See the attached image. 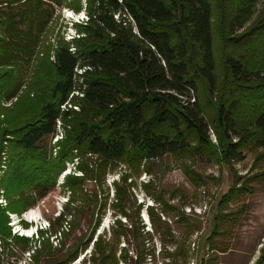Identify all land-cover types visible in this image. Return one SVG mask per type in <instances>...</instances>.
<instances>
[{"label": "trees", "instance_id": "trees-1", "mask_svg": "<svg viewBox=\"0 0 264 264\" xmlns=\"http://www.w3.org/2000/svg\"><path fill=\"white\" fill-rule=\"evenodd\" d=\"M63 9L84 11L85 21L72 24L77 36L66 41L58 34L53 44L49 23ZM73 90L83 94L72 100L78 111H61ZM57 120L63 138L48 146ZM252 151L255 161L264 159V0H0V171L6 156L0 193L7 209L25 212L55 188L67 164L74 168L61 183L64 210L46 236L40 232L33 264L61 251L84 212L92 216L88 237L62 260L43 264H72L89 246L81 264H158L146 246L154 236L162 264H190V240L201 221L171 203L178 189L166 199L149 181L142 190L154 205L146 209L151 231H145L139 206L132 210L128 201L131 178L170 157L196 190L209 177L195 163L234 172ZM116 172L108 203L105 181ZM233 181L192 264H221L230 252L224 237L244 206L227 208L252 194L248 181L237 175ZM108 209L109 232L96 234ZM7 222L0 209L4 237ZM179 225L184 232L177 235ZM14 239L24 249L30 243ZM259 245L253 264H264V241Z\"/></svg>", "mask_w": 264, "mask_h": 264}, {"label": "rangeland", "instance_id": "rangeland-1", "mask_svg": "<svg viewBox=\"0 0 264 264\" xmlns=\"http://www.w3.org/2000/svg\"><path fill=\"white\" fill-rule=\"evenodd\" d=\"M67 11L68 13H66ZM82 13H84V11H81L80 13H74L68 9L59 10V12L57 11L54 15V18L52 19V22L49 23V27L53 28V33L51 35L52 40L50 39V42L54 44L53 40L58 34L63 36L64 39H67L70 36H77L75 33V28L72 27V24H76L74 20L78 18L80 14L82 15ZM82 21H85V17ZM82 21L79 19L78 22L83 23ZM38 55L41 54L39 53ZM9 101L11 105L15 99H11ZM5 103L2 104L3 107H10L5 106ZM46 143L48 146L53 147V137H47ZM54 151L55 150L52 149L53 155L55 154ZM257 152L258 151L248 152L246 158L243 161L235 163L233 165L234 172H230V170L224 166L219 168L213 164L208 165L202 162L195 163L193 168L204 177H209V179L206 178L204 180L205 184L196 190L190 185V183H188L187 179L180 170L178 163L173 161L170 157H164L162 159L150 162L148 164L150 173L143 172L139 177L131 178L132 187L130 190L132 192V196H130L128 199L129 204L132 210H135L137 206H139V218L145 225V231H151L150 221L146 209L147 207L153 206L154 203L152 199L143 192L142 185L148 184L149 181H152L151 187L153 190H162L166 199L169 198L172 191L178 189L180 193L175 195L171 203L181 207L185 213L191 214L193 217L198 218L201 221L200 229L195 232L190 240L191 253L193 256L190 264H192V262L196 263V259L199 257L198 253H196V247H199L203 240L211 233L213 217L216 214L217 202L219 201L220 197L224 195L230 187L233 186V177L234 175H237L238 177L242 178L243 182H249L248 184L252 189V194H245L239 199V201L229 205L227 208V211H229L244 206L243 214L239 217L238 223L234 227L230 226L233 229L232 235L224 237V240L230 244V252L224 256H221V261L229 264H252L259 254V242L261 243L264 241V159L255 161ZM5 158L6 156H3L2 158L3 165H1L0 176L3 174V171H5ZM70 171H74V168L72 167V164L69 163L66 165V170L60 175L55 188L48 192L41 200L37 202V204L26 210L33 211L34 221L29 223L28 221L22 219V224L20 225L22 226L23 230H30L35 227L40 229L39 226H43V223H45L46 229L38 230L39 232L37 238L40 239V232H43L44 236H46L47 231L51 226L50 222H54L55 219L58 218L59 214L64 210L68 193L66 189L61 187V183L63 182V177L68 175ZM118 175L119 174L116 172L108 175L106 178L105 185L108 188L109 195L108 203H110L114 195L112 181L117 180ZM253 176L257 177L255 180L249 181L253 178ZM128 183H130V180H128ZM86 188L87 190H93L94 186L91 183H87ZM181 194H183V196H181ZM182 197H185V199ZM182 200H185L188 204L185 206L181 205L180 203ZM6 204L8 205L7 200ZM7 205L5 207L0 206V209L4 211L5 215L7 212H11L7 209ZM158 209L159 208L156 210L157 212ZM189 210L190 212H188ZM197 211L199 213H197ZM11 214L20 216L22 213L19 214L13 212ZM37 216L38 218H36ZM112 220V211L108 209L101 219V223L98 230L96 231V234L108 233L109 227L112 224ZM91 221V213L84 212L83 214L78 215L76 218L77 224L67 239L64 240L65 245L61 251L56 253L53 258L44 256L42 258L41 264L47 261L54 263L56 260H62L67 255L66 253H68L67 250L69 248H75L81 239L88 237L90 231L89 224ZM122 221L124 220L122 219ZM66 228L67 225L64 223L62 230L67 231ZM173 228L175 229L177 235L184 232L182 225L177 227L173 226ZM57 236L59 240V234H57ZM14 238L11 237V235L4 237L0 234V239L4 243L5 252L1 258L3 262H10L14 264L12 259L15 260L14 262L21 260L25 251H27L29 248L34 250V245L37 241L35 237L32 239L28 238L30 243L28 244V247L24 249L22 247L23 245L17 243ZM50 241L52 242L53 240L50 239ZM147 242L148 241H146V243ZM37 244L38 243H36V245ZM124 245L125 244L123 241H121L119 248L123 247ZM146 246L154 248L155 261L158 262V264H162L163 260L161 256L158 255V252L161 249L158 237L154 236L152 240L146 244ZM89 248L85 252L79 254L77 260L72 264H81V260L83 259L84 255L89 253ZM147 261L145 264L150 263ZM30 264L33 263L31 262ZM118 264L124 263L123 261L119 260Z\"/></svg>", "mask_w": 264, "mask_h": 264}, {"label": "built area", "instance_id": "built-area-1", "mask_svg": "<svg viewBox=\"0 0 264 264\" xmlns=\"http://www.w3.org/2000/svg\"><path fill=\"white\" fill-rule=\"evenodd\" d=\"M68 13V11L66 12ZM70 14V13H69ZM71 16V15H69ZM116 18V16H115ZM73 37H69L67 39H65L66 41H70ZM82 72L81 69L77 70V73L80 74ZM83 94L81 93V91L79 90H73L67 100L60 106V110L61 111H66L68 109H72L74 111H78V106L72 103V100L74 98H82ZM5 103V102H4ZM5 106H10V101L8 103H5ZM53 143L56 144L57 142H59L62 138H63V128H62V124L60 122V120L56 121V131L53 134ZM6 204V200L4 199L2 192L0 193V206L5 207ZM190 212V210L188 211ZM197 213H199L197 211ZM8 215V222H7V226L9 227V229L11 230L10 235L11 237H27L29 239H32L33 237H35L37 239L38 237V230H43L46 229V225L45 223H43V226H39L40 229H38L37 227L30 229V230H23L22 226L20 224H22V219L28 221L29 223L34 221V213L32 210L26 211L24 213H22L20 216H17L15 214H11L9 212H7ZM38 218V216L36 217ZM35 218V220H36ZM33 251L32 249H28L27 251H25L23 253V257L21 260H18L16 262H14L15 260L12 259V262L14 264H30L32 262V255H33ZM4 243L2 242V240L0 239V263L1 264H12L10 262H3L1 260L2 256L4 255Z\"/></svg>", "mask_w": 264, "mask_h": 264}, {"label": "clouds", "instance_id": "clouds-1", "mask_svg": "<svg viewBox=\"0 0 264 264\" xmlns=\"http://www.w3.org/2000/svg\"><path fill=\"white\" fill-rule=\"evenodd\" d=\"M85 14L84 13H82V15L80 14L79 16H78V18H76L74 21L76 22V23H80V22H78L79 21V19L82 21L83 19H84V16ZM81 16H82V18H81Z\"/></svg>", "mask_w": 264, "mask_h": 264}, {"label": "crops", "instance_id": "crops-1", "mask_svg": "<svg viewBox=\"0 0 264 264\" xmlns=\"http://www.w3.org/2000/svg\"><path fill=\"white\" fill-rule=\"evenodd\" d=\"M254 261H255V260H254ZM253 263H254V262H253ZM253 263H252V264H253ZM221 264H229V263H224V262H223V263H221Z\"/></svg>", "mask_w": 264, "mask_h": 264}]
</instances>
